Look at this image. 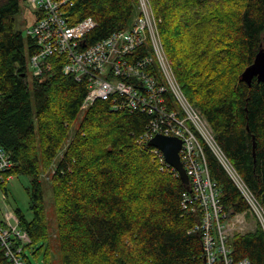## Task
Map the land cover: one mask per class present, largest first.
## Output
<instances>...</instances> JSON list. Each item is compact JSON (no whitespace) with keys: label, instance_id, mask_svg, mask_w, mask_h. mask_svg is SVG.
Here are the masks:
<instances>
[{"label":"trees","instance_id":"trees-1","mask_svg":"<svg viewBox=\"0 0 264 264\" xmlns=\"http://www.w3.org/2000/svg\"><path fill=\"white\" fill-rule=\"evenodd\" d=\"M20 1L0 0V143L14 162L6 175L30 178L33 218L15 211L32 240L27 263L42 253L46 264L51 260L42 176L61 155L50 182L63 264H206L194 230L201 214L183 207L187 187L137 141L150 115L112 110L109 100L84 111L88 85L65 74L59 58L31 83L34 45L28 36L27 52L16 28ZM151 1L183 90L264 207V82L242 80L264 46V0ZM138 6V0H74L66 14L72 23L97 21L86 35L90 45L130 27ZM204 150L224 209L248 213L227 170L207 144ZM229 240L236 260L264 264L261 224ZM0 264H9L1 244Z\"/></svg>","mask_w":264,"mask_h":264},{"label":"built area","instance_id":"built-area-1","mask_svg":"<svg viewBox=\"0 0 264 264\" xmlns=\"http://www.w3.org/2000/svg\"><path fill=\"white\" fill-rule=\"evenodd\" d=\"M26 2L37 17L28 29L34 45L28 61L33 76H45L51 70V59L59 58L65 74L88 85L83 110L97 100H109L112 110H137L150 115L149 124L137 141L151 152L161 171L179 175L164 152L149 145L150 140L157 134L180 138V156L190 179V188L183 192V207L187 212L201 214L194 230L201 233L205 263L253 264L249 258H234L229 239L235 233L255 229L249 223V212L264 231V207L218 144L209 121L183 90L166 52L151 0H140L141 10L130 27L90 45L86 35L98 23L91 16L72 23L66 7L73 5L74 0ZM204 144L236 183L248 202V213L231 215L224 209L220 188L210 174ZM13 165L0 143L1 183L9 178L5 176ZM31 241L17 213L6 206L4 218L0 219V244L9 264H28L25 255Z\"/></svg>","mask_w":264,"mask_h":264},{"label":"rangeland","instance_id":"rangeland-1","mask_svg":"<svg viewBox=\"0 0 264 264\" xmlns=\"http://www.w3.org/2000/svg\"><path fill=\"white\" fill-rule=\"evenodd\" d=\"M139 2V12L141 10L140 7V0ZM152 2V1H151ZM153 6V4H152ZM154 9V7H153ZM158 20V24L160 23V19L155 13L153 12ZM36 13L31 9L29 4L25 0L20 1V11L15 15L16 19V28L20 30L24 37L26 43V50L28 52L29 45H28V29L36 20ZM137 16L133 20V23L136 22ZM160 29V27H159ZM161 33V32H160ZM30 58V56H29ZM29 68V65H28ZM28 77L30 82L32 83L34 76L32 73V69L29 68ZM196 107V106H195ZM197 108V107H196ZM200 112L201 110L197 108ZM85 111V110H84ZM202 113V112H201ZM80 119L78 120L79 123ZM211 128L213 129L212 125ZM214 131V130H213ZM215 133V132H214ZM61 155H59L51 167L43 173L42 182L44 187V195L45 200L47 202V224H48V231H49V244L52 251V256L49 264H63L62 262V255L61 249L59 246L58 236H57V219H56V211L54 208L53 203V190L50 182L51 174L54 172L55 167L59 163ZM9 176H5L7 178ZM5 186L7 188V193L4 192L2 189V185H0V219L4 218L5 207L12 211H16L17 209H22L23 213L26 215L27 219L31 220L33 218V211L30 207V196L27 192V187L30 185V178L28 176H17L11 175L8 180H5ZM5 195V198H4ZM249 223L251 226L256 227L255 218L249 215ZM34 264H46V259H44V254H40L38 259H33Z\"/></svg>","mask_w":264,"mask_h":264},{"label":"water","instance_id":"water-1","mask_svg":"<svg viewBox=\"0 0 264 264\" xmlns=\"http://www.w3.org/2000/svg\"><path fill=\"white\" fill-rule=\"evenodd\" d=\"M254 77H257L258 81L264 82V46L256 55L254 62L242 73V80L250 86ZM149 144L160 148L164 152L166 160L178 169L182 182L188 188L189 176L180 158L181 139L175 136L157 134L150 140Z\"/></svg>","mask_w":264,"mask_h":264}]
</instances>
